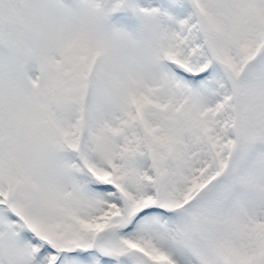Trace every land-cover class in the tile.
Segmentation results:
<instances>
[{
	"label": "snow or ice",
	"instance_id": "6c2138e0",
	"mask_svg": "<svg viewBox=\"0 0 264 264\" xmlns=\"http://www.w3.org/2000/svg\"><path fill=\"white\" fill-rule=\"evenodd\" d=\"M0 264H264V0H0Z\"/></svg>",
	"mask_w": 264,
	"mask_h": 264
}]
</instances>
